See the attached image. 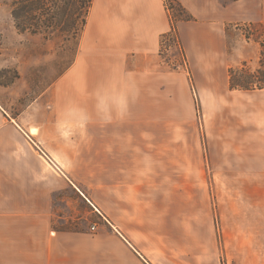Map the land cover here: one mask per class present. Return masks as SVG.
<instances>
[{
    "label": "crops",
    "instance_id": "crops-1",
    "mask_svg": "<svg viewBox=\"0 0 264 264\" xmlns=\"http://www.w3.org/2000/svg\"><path fill=\"white\" fill-rule=\"evenodd\" d=\"M176 1L193 18L176 23L187 70L161 57L164 0H92L59 77L17 114L0 101V264H110L96 220L141 258L140 236L166 241L179 221L199 254L168 264H264V229L237 227L241 248L226 238L223 262L213 216L199 220L192 187L207 170L197 146L191 165L190 134L176 137L172 93L191 86L217 104L230 91L233 110L264 109V89H229V45L246 38L226 31L264 24V0Z\"/></svg>",
    "mask_w": 264,
    "mask_h": 264
},
{
    "label": "rangeland",
    "instance_id": "rangeland-1",
    "mask_svg": "<svg viewBox=\"0 0 264 264\" xmlns=\"http://www.w3.org/2000/svg\"><path fill=\"white\" fill-rule=\"evenodd\" d=\"M11 1L0 0V101L10 113L17 114L39 98L75 57L83 30V13L74 19V35L56 31L44 38L16 31ZM230 29L249 37L236 49L229 45L231 57L227 64H236L234 67L245 64L236 78L250 79L247 73L253 74L258 69L264 72V24L226 27V31ZM161 57L166 67L175 65L187 70L175 38L162 42ZM224 77H227L225 68ZM172 93L174 113L181 118L175 124L176 137L178 130L185 137L190 134L191 165L195 164L197 146L207 170V186L192 187L199 220H206L207 212L213 216L220 259L224 262L226 238L233 239L237 248H241L237 227L239 231L247 227L261 232L264 229V109L254 104L249 110H233L234 93L230 91H225L217 104L201 99L191 86L176 88ZM168 109L170 112L171 107ZM93 223L99 225L91 227V233L101 234L111 248L110 264H118L120 259L123 264H168L199 254L179 221L172 225L166 241L159 235L140 236L138 248L143 258L125 250L113 235L108 238L109 226L103 231L102 222Z\"/></svg>",
    "mask_w": 264,
    "mask_h": 264
},
{
    "label": "trees",
    "instance_id": "trees-1",
    "mask_svg": "<svg viewBox=\"0 0 264 264\" xmlns=\"http://www.w3.org/2000/svg\"><path fill=\"white\" fill-rule=\"evenodd\" d=\"M91 3L92 0H12L10 11L14 27L18 33L42 35L44 38H48L56 31L74 35V19L82 15V13L84 27ZM164 4L168 12L171 30L161 37V48L162 42L172 37L175 38L177 45H179L176 23L193 19L176 0H164ZM245 38L249 39L247 36ZM184 64L186 65V60H184ZM241 66L245 67V64L241 63ZM241 66L232 67L228 70L229 89L239 91L263 90L264 72L259 69L253 74L246 72L251 80L244 77L238 79L236 78V73L243 69ZM168 67L171 70L178 69L175 65H168Z\"/></svg>",
    "mask_w": 264,
    "mask_h": 264
},
{
    "label": "built area",
    "instance_id": "built-area-1",
    "mask_svg": "<svg viewBox=\"0 0 264 264\" xmlns=\"http://www.w3.org/2000/svg\"><path fill=\"white\" fill-rule=\"evenodd\" d=\"M40 155H41L42 158H44L48 163H50V164H53V163H54L53 159H52L48 154H46L44 151L40 150Z\"/></svg>",
    "mask_w": 264,
    "mask_h": 264
}]
</instances>
